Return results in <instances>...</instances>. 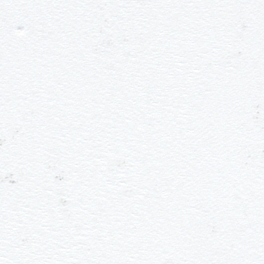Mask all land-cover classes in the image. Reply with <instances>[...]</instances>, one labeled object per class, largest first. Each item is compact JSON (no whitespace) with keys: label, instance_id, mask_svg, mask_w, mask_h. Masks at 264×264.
<instances>
[{"label":"snow or ice","instance_id":"6c2138e0","mask_svg":"<svg viewBox=\"0 0 264 264\" xmlns=\"http://www.w3.org/2000/svg\"><path fill=\"white\" fill-rule=\"evenodd\" d=\"M0 264H264V0H0Z\"/></svg>","mask_w":264,"mask_h":264}]
</instances>
